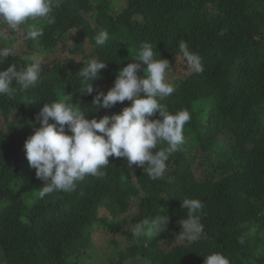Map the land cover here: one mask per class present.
Listing matches in <instances>:
<instances>
[{
	"label": "trees",
	"instance_id": "trees-1",
	"mask_svg": "<svg viewBox=\"0 0 264 264\" xmlns=\"http://www.w3.org/2000/svg\"><path fill=\"white\" fill-rule=\"evenodd\" d=\"M55 4V23H33L44 35L25 41L24 50L14 48L2 66L15 64L19 70L35 53L44 55L37 86L0 97V264H82L79 256L93 246L96 228L116 232L120 216L133 206L136 217L127 221L166 214L169 222L152 238L137 239L125 231L127 245L119 250L117 264L139 256L145 258L142 264H203L213 252L223 253L230 264H264V0H124L119 10L113 0ZM102 30L109 41L98 47L95 38ZM14 41L0 38V47ZM145 42L154 46L156 59L179 58L188 69L173 83L174 93L161 100L170 112L187 109L192 117L169 170L153 180L146 167L130 168L126 158L109 157L103 177L88 176L71 193L41 199L46 181L36 177L24 149L39 127L41 108L63 101L80 107L88 119L121 112L131 101L96 109L93 97L113 86L119 69L138 59ZM181 42L201 57L202 72L187 68ZM91 59L107 66L92 82L96 91L82 93L78 71ZM135 62L142 75L146 64ZM194 163L204 177L196 174ZM185 198L204 204V231L192 242L178 234L179 220L187 216L181 208Z\"/></svg>",
	"mask_w": 264,
	"mask_h": 264
},
{
	"label": "clouds",
	"instance_id": "clouds-1",
	"mask_svg": "<svg viewBox=\"0 0 264 264\" xmlns=\"http://www.w3.org/2000/svg\"><path fill=\"white\" fill-rule=\"evenodd\" d=\"M56 6L55 0H0V26L8 34L23 30L25 40H36L44 32L29 21L43 19L55 23ZM5 32H0V38ZM108 41L109 33L104 30L95 38L98 47ZM14 48V45L0 47V97L12 98L40 81L42 62L38 58L19 70L15 64H9L6 69L2 67L13 56ZM179 49L187 68L197 73L203 71L201 57L192 52L187 43L181 42ZM155 56L154 46L143 43L136 59L146 64L143 74L138 75L140 63L129 62L119 69L113 86L106 93L96 91L92 83L107 66L106 61L83 62L78 71L85 85L82 93L96 91L92 102L96 109L131 101L130 106L119 113L88 119L80 107L74 108L63 101L43 105L37 115L39 127H34L24 142L29 166L35 169L38 179L46 181L39 192L41 199L55 192L71 193L76 190L77 182L88 176L103 177L104 169L110 164L109 157L126 158L130 168L136 165L144 170L146 167L153 180L164 176L170 157L185 143L184 126L192 117L187 109L172 113L161 103L174 93L176 86L167 75L173 71L170 61L161 55L160 59ZM157 113L159 118H154ZM181 208L187 210V216L179 220V239L196 241L204 231L201 222L204 204L199 199L185 198ZM168 222L166 214L151 220L143 218L131 226L130 231L137 239L152 238L164 232ZM203 264H230V260L221 252H213L204 256Z\"/></svg>",
	"mask_w": 264,
	"mask_h": 264
},
{
	"label": "rangeland",
	"instance_id": "rangeland-1",
	"mask_svg": "<svg viewBox=\"0 0 264 264\" xmlns=\"http://www.w3.org/2000/svg\"><path fill=\"white\" fill-rule=\"evenodd\" d=\"M113 4L117 10H119L122 5H124V0H113ZM36 21H29V23L33 24ZM0 32H5L3 27H0ZM23 30L20 32L15 33H6L2 38L7 37H13L15 38V41L13 42V45L17 50L20 49H26V42L28 40H25L23 38L22 34ZM85 50L90 51L93 46L90 43L89 39L84 40ZM65 55V53L63 54ZM44 55L40 53H35V58L42 59ZM54 57V55H51L50 58ZM49 58V59H50ZM179 58L174 60V62H170L172 70L170 71L168 75V79L170 82L175 83V81L179 78L184 77V75L187 73L188 69L184 68L180 61H178ZM76 62H80V57L75 58ZM228 142V141H227ZM226 142V144H227ZM196 174L199 177H204V170L203 168L198 164H193ZM169 170V168H167ZM133 205H135L138 202V199L134 198L132 199ZM136 206H133L131 211H129L126 215L120 216V224L121 228L117 230L116 232L112 233L107 228L103 227L102 225L98 226L96 230L94 231V237H93V246L83 249L82 255L79 256L82 261L80 263L85 264H117L118 257H119V250H122L127 245V240L124 236L125 231L129 230L131 226L134 225V221H127V216H130V218L136 217ZM130 223V225H128ZM1 256V253H0ZM145 258L143 256H139L136 259H134L133 262L128 264H142L143 260Z\"/></svg>",
	"mask_w": 264,
	"mask_h": 264
}]
</instances>
